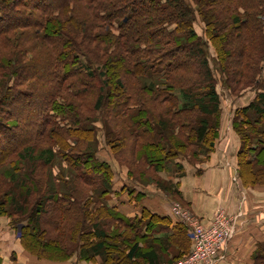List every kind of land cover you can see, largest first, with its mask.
I'll list each match as a JSON object with an SVG mask.
<instances>
[{"label":"trees","instance_id":"obj_1","mask_svg":"<svg viewBox=\"0 0 264 264\" xmlns=\"http://www.w3.org/2000/svg\"><path fill=\"white\" fill-rule=\"evenodd\" d=\"M191 3L0 0V215L12 220L20 244L36 258L63 261L75 254L100 257V264H164L173 254L186 226L145 208L128 217L109 204L114 172L96 154L95 119L84 114L80 98L96 93L92 112L109 117L105 142L129 171L122 191L139 199L132 179L147 180L176 195L174 184L157 174L180 176L179 160L207 159L218 135L207 44L226 89L259 88L235 109L231 124L240 139L238 178L245 186L264 184V82L258 78L264 0ZM150 71L164 85L148 98L152 85L139 77ZM10 77L16 90L7 86ZM54 165L59 174H52ZM262 248L264 242L253 264H262Z\"/></svg>","mask_w":264,"mask_h":264},{"label":"crops","instance_id":"obj_2","mask_svg":"<svg viewBox=\"0 0 264 264\" xmlns=\"http://www.w3.org/2000/svg\"><path fill=\"white\" fill-rule=\"evenodd\" d=\"M248 102L240 100L226 113L221 109L223 112L216 143L205 161L192 164L184 159L179 160L183 168L180 176L176 172H161L165 181L174 184L176 195L163 194L154 185L150 187L132 183L135 192L140 193L139 199L134 198V194L131 196L122 191L129 182L127 176L117 173L110 163L114 176L109 204L128 217L140 216L142 208H145L152 214L170 219L171 225L181 223L172 212V202L175 200L187 207L206 226L221 211L234 219L236 231L229 240L225 254L215 264H252L257 244L264 242V186H245L238 178L237 150L240 139L230 121H226L227 112L232 115L235 109L246 106ZM185 235H189L187 226ZM0 259L1 264H93L77 255L63 261L38 260L22 247L8 220L1 217Z\"/></svg>","mask_w":264,"mask_h":264},{"label":"rangeland","instance_id":"obj_3","mask_svg":"<svg viewBox=\"0 0 264 264\" xmlns=\"http://www.w3.org/2000/svg\"><path fill=\"white\" fill-rule=\"evenodd\" d=\"M46 1L47 0H45V2ZM191 1L192 0H186L187 3L192 4ZM193 25H194V28L196 30L197 35L203 38L204 37V34H203V25L199 21L198 18H196V20L194 21ZM204 40H206V39L204 38ZM38 42H40L39 39H38ZM205 53L208 56L209 65H210V67L212 68V71H213V76H214L215 82H216V84H215V90H216V93L219 96V110H220V112H219V117H218V121H217V123L219 124L220 116H221V114L223 112L222 110H224V112L226 113V111L228 110V108L233 107V105L235 103L237 104V102L240 101V100L241 101H249L248 103H250L251 100H253L255 98V96H256L255 94L259 90V88L258 87H255V86H248V87H244V88L238 90L235 94L234 93H231L228 89L225 88V86L223 84V82H224L223 81L224 80V74L219 71V67L217 66V62H216V58H215V53H214L213 48H212V46L210 44H207V46L205 47ZM261 66H262V69H261V72H260L258 78L260 80H262V83H263L264 82V62L261 64ZM139 79H140V83L141 84H144V85H147V86H151L152 85L153 93L151 95H148V98L153 97V94L156 96V93H157L156 88L158 89V87H163V85H164L163 82H162L163 80L162 79L155 78V74L153 72H151V71L148 74H145V75L139 77ZM14 80L15 79L13 77H10L9 80H8V82H7V86L9 87L10 85H12L13 90H16V87L13 86V84L15 83ZM27 83H29V82H26V84ZM24 88H27L25 86V84L22 85V86H19L17 89L22 90ZM131 88L134 89V86L132 85ZM173 93L175 95H177V97L179 96L178 95L179 92L174 91ZM96 96H97V94L93 92V94H91L89 96H85V98H80L81 99L80 104H82V111H84V114H86L88 116H91L92 118L95 119L94 125L97 128V130H96V137H95V141H94L95 144H93V146H96L97 147L96 154H97V156L101 160H104L105 159L109 163V165L111 163L112 166L115 168V169L114 168L113 169L116 170L117 173H119V174L120 173L121 174H125L127 176V178H129L128 177L129 176V171L127 170V167L125 165H120L117 162V160L114 158V156H112V152H111L110 147H108V145L105 142V132H106V128L104 127V120H107L108 121L109 120V117H107L105 119L104 114L101 111L100 112L99 111L92 112V109L90 108V106H91L90 104H94V102L96 100L95 99ZM139 96L142 97V94H140ZM142 98H144L146 100L145 97H142ZM134 103L135 102H133V105H135ZM227 113L228 114L226 115V121H227V123H229V121L231 123V121H232V119L234 117V112L232 113V115L230 114V112H227ZM13 121H14V119L13 120H10L8 123H12ZM19 123L21 124V122H19ZM37 138H35V139H37L36 142L37 141L38 142L40 141V143H42L41 141H45L43 137L42 138L41 137L40 138L37 137ZM40 139H42V140H40ZM69 142L71 144L74 143L73 140H70ZM215 143H216V141H215ZM213 149H214V147H213ZM213 149H212V151H213ZM202 157L203 156L200 154L199 157H198V162H199V160H201ZM190 158L191 157H189V159ZM196 159H197V157L195 159H191V160L192 161H194V160L196 161ZM205 160L206 159H203L201 162H203ZM198 162L196 161L195 163H198ZM189 163H192V162H189ZM62 166L65 167L64 164ZM59 169H60V166L54 165L52 167V171H51L52 174H54V175L59 174V172H61V171H59ZM139 171L140 170H138V171L135 172L137 176L140 175L139 174ZM64 175L66 177H69L70 176V171L65 170L64 171ZM157 176L164 181V179L161 176V172L159 174H157ZM64 179L66 180L67 178H64ZM143 180H145V179H143ZM132 181L136 183L137 180L134 181L132 179ZM137 182H139V181H137ZM152 182L153 181H147V180H145V181L142 182V185H145V186L148 185L150 187H152L154 185L155 188H156V190L162 192L163 194H166L163 191V188H161V186L157 185L154 182L152 183ZM163 183H162V187H163ZM137 184H141V182L140 183H137ZM260 185H263L264 186V184H260ZM166 195L173 196V194H170V193H168ZM172 205H173L172 207L178 206L181 211H186L187 213H190L192 216H194L196 218V216L191 211H189L187 207H185L183 204H181L179 201L175 200L174 202H172ZM0 217L1 218H4L5 220H8V224H9L10 228L14 231L15 235H17L19 237L20 231L17 230L16 226L13 227L12 220L8 216H6V215H0ZM198 220L201 222V220L199 218H198ZM17 225H19V224H17ZM229 243H230V241H227L225 247L220 252V256H223L225 254L226 249H227ZM173 244H174L173 245V250H174L173 254H170V253L167 254L168 256H165V259L163 260V261H165L164 263H166V264L170 260H171V262L174 260L172 264H176V263L184 260L185 256H188V253H189L190 249L192 248V240H190L189 235L187 236L185 234H184V236L182 238H180V240L177 238V241L173 242ZM257 246H258V244H257ZM259 252H262L264 254V248H262V250H260ZM38 260H40V259H38ZM45 260H48V259H45ZM48 261H54V260H48ZM87 261H90L93 264H100L101 258L100 257H96L94 260H87ZM252 261H253V257H252ZM253 263L254 262H252V264ZM168 264H170V263H168ZM262 264H264V259L262 261Z\"/></svg>","mask_w":264,"mask_h":264},{"label":"built area","instance_id":"obj_4","mask_svg":"<svg viewBox=\"0 0 264 264\" xmlns=\"http://www.w3.org/2000/svg\"><path fill=\"white\" fill-rule=\"evenodd\" d=\"M172 212L187 226L192 240L188 256L176 264H215L220 252L236 231L234 219L219 211L206 226L190 213L181 211L178 206L172 207Z\"/></svg>","mask_w":264,"mask_h":264}]
</instances>
